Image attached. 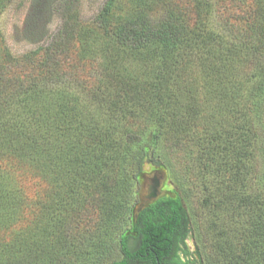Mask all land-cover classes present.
I'll return each mask as SVG.
<instances>
[{
  "label": "trees",
  "instance_id": "1",
  "mask_svg": "<svg viewBox=\"0 0 264 264\" xmlns=\"http://www.w3.org/2000/svg\"><path fill=\"white\" fill-rule=\"evenodd\" d=\"M113 1L78 33L70 62L69 50L54 45L25 55L21 66L0 46V264H78L112 233L120 257L109 264H185L178 245L189 219L179 196L155 198L132 214L143 164H161L165 146H200L196 159L221 191L212 205L226 203L222 210L233 213L246 202L258 211L259 199L236 202L238 159L219 147L243 126L203 128L194 139L204 110L194 70H203L216 96L233 82V63H256L249 89L264 128V0H228L222 11L244 23L230 41L210 24L214 4L204 0L165 5L158 17L137 0L121 19L108 15ZM9 2L0 0V14ZM95 57L97 77L80 81L76 63ZM26 177L48 187L34 224L42 225L21 235L15 225L29 208ZM251 222V242L260 244L246 253L247 264L264 255V208Z\"/></svg>",
  "mask_w": 264,
  "mask_h": 264
},
{
  "label": "rangeland",
  "instance_id": "2",
  "mask_svg": "<svg viewBox=\"0 0 264 264\" xmlns=\"http://www.w3.org/2000/svg\"><path fill=\"white\" fill-rule=\"evenodd\" d=\"M109 1L10 0L0 14V46L8 51L11 58L17 59L21 66L25 55L34 51L40 52L54 45L59 49L69 50L70 56L66 61L70 62L75 59L74 54L80 48L78 33L85 27L95 26ZM144 1L150 2L148 7L152 10L149 13L153 17L163 14L165 5H183L192 2V0ZM204 1L214 4V11L209 19L210 24L220 29L225 40L230 41L237 33L236 30L244 24L238 21L240 16H229L222 11L223 7L227 6L228 0L220 1L222 6L217 0ZM113 2L108 15L119 19L130 15L137 4V0ZM231 7L233 6H230V9ZM188 16L192 18L193 14L189 13ZM225 21L230 23L226 24ZM95 58L92 61L75 62L80 81L88 78L89 75L93 79L97 77L95 69L99 59ZM255 64L252 61H248L246 65L241 62L233 63L231 71L233 82L228 84L226 93L216 96L210 93V86L204 79L203 70L199 67L194 70L197 93L202 97L204 105V110L200 113L199 125L194 128L196 132L194 139L204 134L203 128L220 129L229 124L233 126L241 124L243 127L236 133L237 135H234L230 141L223 138L219 147L222 145L228 147L224 152L229 154L231 151L233 155L231 158L238 159L237 165L241 171L238 175L241 180L235 184L236 202L241 198L250 197L256 201L259 199V208H264V205L260 204L264 203V128L256 111L257 108L252 104L254 96L249 89L255 81ZM243 105L245 109L241 108ZM199 151L200 146L197 143L180 146L177 150L165 146L161 152L163 157L161 164L155 165L146 161L137 178L136 200L132 212L136 207L146 205L155 198L179 196L189 219V232L178 245L181 260L185 264H247L244 261V258L248 257L246 253L253 254L260 244L257 239L251 242L250 237L253 229L251 215L258 214L259 208L255 212L257 209L245 206L248 204L245 202L238 204L235 212L230 213L222 210L226 203L220 204L219 207L212 205L210 202L212 197L216 202L221 201L219 194L221 191L217 187L218 179L210 169L203 168V162L198 163L196 157ZM229 158L230 156L226 160L229 161ZM25 186L24 192L29 198V208L25 209L15 225L16 231L21 235L29 230L37 233V229L42 225L41 222L34 224L37 223L41 210L40 204L46 200L45 191L48 182L39 177H26ZM151 187L154 188L153 196ZM114 239L116 238L112 233L103 247L97 252L80 257L78 264H109L118 259L120 252ZM250 264H264V255L262 258L259 255Z\"/></svg>",
  "mask_w": 264,
  "mask_h": 264
},
{
  "label": "water",
  "instance_id": "3",
  "mask_svg": "<svg viewBox=\"0 0 264 264\" xmlns=\"http://www.w3.org/2000/svg\"><path fill=\"white\" fill-rule=\"evenodd\" d=\"M155 182V181H154ZM154 188L153 187H151V195L153 196L154 194H153V192H154V190H153ZM145 205H143V206H138V207H136L134 210H133V219H135L136 218V216H137V213L144 207Z\"/></svg>",
  "mask_w": 264,
  "mask_h": 264
}]
</instances>
